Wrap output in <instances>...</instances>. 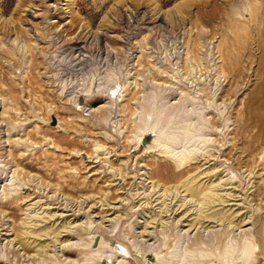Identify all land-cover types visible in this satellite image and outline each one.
<instances>
[{"label":"rangeland","instance_id":"rangeland-1","mask_svg":"<svg viewBox=\"0 0 264 264\" xmlns=\"http://www.w3.org/2000/svg\"><path fill=\"white\" fill-rule=\"evenodd\" d=\"M0 264H264V0H0Z\"/></svg>","mask_w":264,"mask_h":264},{"label":"bare ground","instance_id":"bare-ground-1","mask_svg":"<svg viewBox=\"0 0 264 264\" xmlns=\"http://www.w3.org/2000/svg\"><path fill=\"white\" fill-rule=\"evenodd\" d=\"M191 157H190V155H186V154H183L181 157H179V159H177L178 161H177V164H178V166H182V165H185V164H188L189 162H191ZM151 179V178H150ZM210 195V194H209ZM208 194L206 195V197H210ZM207 219H210V220H212L213 218L212 217H207ZM221 220H219V222H220ZM205 223V222H204ZM203 222L201 223L200 222V225H202V224H204ZM203 228V227H202ZM243 252L244 253H249L250 252V250L247 248V247H244L243 248Z\"/></svg>","mask_w":264,"mask_h":264}]
</instances>
